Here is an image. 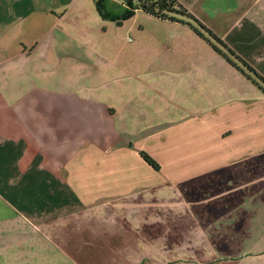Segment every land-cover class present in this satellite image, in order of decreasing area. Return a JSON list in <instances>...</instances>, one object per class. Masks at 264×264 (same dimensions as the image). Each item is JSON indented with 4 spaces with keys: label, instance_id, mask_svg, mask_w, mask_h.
Listing matches in <instances>:
<instances>
[{
    "label": "crops",
    "instance_id": "0c3cea01",
    "mask_svg": "<svg viewBox=\"0 0 264 264\" xmlns=\"http://www.w3.org/2000/svg\"><path fill=\"white\" fill-rule=\"evenodd\" d=\"M176 1L264 77V0ZM146 15L169 24V40L132 48L137 56L125 63L123 47L101 31L96 0L0 4L8 255L20 247L32 262L46 247L70 264H264L254 252L208 258L204 229L170 217L192 210L204 182L242 174L245 196L256 173L264 178V93L196 23ZM138 54L150 63L137 64ZM172 232L185 256L172 255Z\"/></svg>",
    "mask_w": 264,
    "mask_h": 264
},
{
    "label": "rangeland",
    "instance_id": "374dc122",
    "mask_svg": "<svg viewBox=\"0 0 264 264\" xmlns=\"http://www.w3.org/2000/svg\"><path fill=\"white\" fill-rule=\"evenodd\" d=\"M8 1L14 3V0H0V4ZM102 23L103 26L100 28L101 31H107L106 38L113 42L116 41L123 47L125 63L132 61L130 55L134 61L135 56H137L134 53L141 50L145 51L148 46H152L155 37L161 42V46L163 41L169 40L167 37L165 38L166 33H164L169 30V24L150 18L142 11H136L132 17L123 21L122 26L108 19H103ZM203 37L206 41L209 38L205 34ZM132 48L138 49L137 52L131 50ZM143 57L138 54L136 62L145 67L150 63L152 57L149 59ZM251 84L252 89L255 90L254 83ZM261 174L264 175V171ZM255 178L260 180L248 185L245 196H243L242 191L246 183L242 174L234 178L225 176L220 179V182H204L198 186L200 189L198 197L191 199L186 205L192 210L188 211L187 214L183 213V215L172 213L170 215L171 225L173 222L183 221L184 217L190 222L196 221L204 229V239L199 250L208 258L240 259L252 252L264 255V178L258 173L254 175L252 180ZM233 188L236 189L235 192H233ZM243 197L245 198L243 199ZM172 205H178V203L172 202ZM215 206L217 211L210 209V207ZM215 224L219 227L216 232L211 231V226ZM170 238L171 253L175 252L179 256H185L183 251L178 250L182 243L175 239L173 232ZM258 239H261L262 243L255 247L253 244ZM19 250L20 247L13 246L8 255V251L0 246V264H70L62 261L60 259L61 253L52 250V248L46 249L44 247L42 252L37 250V260L32 262L22 261V256L18 254Z\"/></svg>",
    "mask_w": 264,
    "mask_h": 264
},
{
    "label": "trees",
    "instance_id": "16d2710c",
    "mask_svg": "<svg viewBox=\"0 0 264 264\" xmlns=\"http://www.w3.org/2000/svg\"><path fill=\"white\" fill-rule=\"evenodd\" d=\"M96 7L102 19H108L119 26H122L123 21L132 17L136 11H142L159 20L171 23H196L209 36V40L212 39L215 42L211 43L214 50L264 92V77L230 49L221 39L202 26L176 0H96ZM194 29L198 31L196 28ZM141 157L154 170L159 171L161 169L158 162L149 154L142 152Z\"/></svg>",
    "mask_w": 264,
    "mask_h": 264
}]
</instances>
